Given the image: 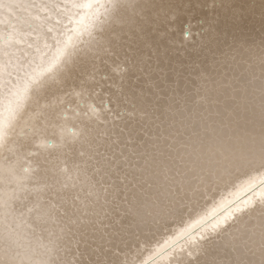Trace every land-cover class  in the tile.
<instances>
[{
  "label": "snow or ice",
  "instance_id": "snow-or-ice-1",
  "mask_svg": "<svg viewBox=\"0 0 264 264\" xmlns=\"http://www.w3.org/2000/svg\"><path fill=\"white\" fill-rule=\"evenodd\" d=\"M149 3L0 0V264H64L58 258L63 225L92 210L101 163L109 172L119 168L107 155L112 145L94 134L107 117L92 115L100 91L92 87L93 73L104 66L122 76L136 63L128 55L132 35L143 31ZM38 20L49 25L46 31L39 26L44 48L21 52L18 35L25 29L36 31L33 21ZM121 50L125 63L119 62ZM261 65L259 84L249 92L251 118L246 124L251 127L243 136L225 141L205 126L203 135L194 129L188 140L154 145L155 153L144 157L149 175L134 177L139 189L125 213L136 222L143 243L129 233L135 239L129 243L122 238L123 248L117 245L122 253L135 249V264H157L186 241L201 246L222 237H228L224 248L238 257L230 264H264V57ZM100 79L110 77L106 72ZM101 103L110 114L111 104ZM34 117L32 138L59 130L66 150L55 157L38 154L23 132ZM65 124L69 133L80 130L70 141L63 136ZM45 142L52 146L51 140ZM53 158L63 167L53 166ZM25 161L35 167H26ZM244 177L252 182L228 199V190ZM124 201L132 203L126 196ZM150 246L155 250L144 258ZM256 256L258 260L245 259Z\"/></svg>",
  "mask_w": 264,
  "mask_h": 264
},
{
  "label": "bare ground",
  "instance_id": "bare-ground-1",
  "mask_svg": "<svg viewBox=\"0 0 264 264\" xmlns=\"http://www.w3.org/2000/svg\"><path fill=\"white\" fill-rule=\"evenodd\" d=\"M143 15L147 23L142 32L132 35L133 52L128 54L136 63L122 76L104 66L93 73L96 83L92 87L100 91L94 98L97 112L92 115L107 117L94 134L112 145L107 155L119 168L109 172L101 163L95 172L99 184L92 190V210L77 213L63 225L58 258L64 264H135V249L125 248L122 253L117 245L123 248L122 238L131 243L135 237L129 233L143 243L136 222L125 213L135 203L132 194L139 189L137 179L149 175L144 172L148 164L144 157L155 153L154 145L178 144L188 140L194 129L203 135L205 126L209 133L215 129L213 135L218 138L234 140L251 127L246 124L251 118L249 92L259 84L264 57V0H150ZM33 23L36 31L25 29L17 37L21 52L44 48L39 26L46 31L49 25L45 20ZM124 56L121 50L119 62L125 63ZM106 72L110 79L101 80ZM102 101L111 104L110 114ZM34 121L35 117L23 126L29 138ZM67 127L63 136L70 141L80 130L69 133ZM47 140L52 141L51 147ZM31 142L41 157H55L66 150L61 148L59 130L55 135L51 130L38 134ZM51 163L57 169L63 167L54 158ZM25 166L35 167L30 161ZM251 182L247 177L237 181L228 190V199L243 193ZM125 196L131 204L124 201ZM227 239L201 246L195 240L186 241L157 264H230L238 257L224 248ZM154 250L150 246L143 257Z\"/></svg>",
  "mask_w": 264,
  "mask_h": 264
}]
</instances>
